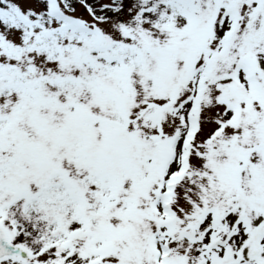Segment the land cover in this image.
<instances>
[{"label": "snow or ice", "instance_id": "obj_1", "mask_svg": "<svg viewBox=\"0 0 264 264\" xmlns=\"http://www.w3.org/2000/svg\"><path fill=\"white\" fill-rule=\"evenodd\" d=\"M0 264H264V0H0Z\"/></svg>", "mask_w": 264, "mask_h": 264}]
</instances>
